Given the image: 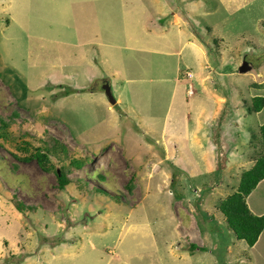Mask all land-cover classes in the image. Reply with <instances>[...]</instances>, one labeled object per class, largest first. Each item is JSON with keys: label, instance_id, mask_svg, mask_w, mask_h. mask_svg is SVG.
Here are the masks:
<instances>
[{"label": "rangeland", "instance_id": "rangeland-1", "mask_svg": "<svg viewBox=\"0 0 264 264\" xmlns=\"http://www.w3.org/2000/svg\"><path fill=\"white\" fill-rule=\"evenodd\" d=\"M180 60L202 115L171 101ZM257 96L264 0H0V188L30 207L0 198V264H237L243 242L216 206L249 164L242 136L264 124ZM54 141L89 158L65 167L64 189L20 159ZM246 202L264 214V181Z\"/></svg>", "mask_w": 264, "mask_h": 264}, {"label": "trees", "instance_id": "trees-1", "mask_svg": "<svg viewBox=\"0 0 264 264\" xmlns=\"http://www.w3.org/2000/svg\"><path fill=\"white\" fill-rule=\"evenodd\" d=\"M263 103L264 99L260 96L254 99L252 106L254 109H260ZM248 111L254 112L255 110L250 111L248 108ZM1 127L0 125V146L2 147ZM245 140L247 142L245 147L248 146L250 150L249 164L240 168L238 181L234 187H230L229 178L226 179L225 185L231 192L218 202L216 211L225 218V227L233 233L235 239L242 240L248 247H252L264 230V214L254 215L247 205L246 198L257 184L264 179V125L258 128L257 133L250 134ZM11 152L15 154L14 150ZM20 159H35L41 168L54 174L60 188L64 189L65 184L69 181L65 176V167L78 168L88 162L86 159L89 158H81L78 151L68 152L67 147L61 142L54 141L52 144L46 143L28 147L26 153ZM0 198L8 204H13L18 212L30 208L24 207L16 198H5L1 188ZM190 245L193 247L194 243H190ZM191 249H195V247Z\"/></svg>", "mask_w": 264, "mask_h": 264}, {"label": "crops", "instance_id": "crops-1", "mask_svg": "<svg viewBox=\"0 0 264 264\" xmlns=\"http://www.w3.org/2000/svg\"><path fill=\"white\" fill-rule=\"evenodd\" d=\"M153 10V8H152ZM92 45V44H91ZM97 45V48L98 47H101L100 44L96 43ZM105 46H109L111 47L108 43H105L104 44ZM134 52H139V46H136L134 49H133ZM185 49L184 47L178 49L175 54H177V56H180L182 57L183 56V53H184ZM156 52V51H155ZM87 56L89 57V55H87L86 53H83L82 56L80 57V60L82 61L81 62V67L83 66V63L86 61L87 59ZM181 61V60H180ZM94 64L92 65L93 68H98L99 67V64L100 65H103L102 68L106 70V68L108 69L107 66L109 65H105V63H102V62H99V64H97L96 62H93ZM181 63L183 64V66L181 65H176L175 67V72H174V75L171 76V79H170V95H171V101L174 102V103H178L176 106L178 107L177 108V111L181 112V115L183 113H186L188 111V107L190 108L191 105L193 104H196V106L200 105L199 108L195 109L194 111L198 112L200 115H202L203 113V110H204V107H203V104H201V102H198L197 100H195L194 98L192 97H195V89H194V94L192 96L189 95L188 91L192 89V85L195 83V80H197L196 77L197 76V72H194L193 70H191V68L189 67L188 64L186 63H183L181 61ZM79 64H75V67L76 69L80 68L78 66ZM96 65V66H95ZM106 68H105V67ZM182 68L184 69V73L183 75H181V71H182ZM75 69V70H76ZM190 70V71H189ZM115 75L117 74L116 72L114 73ZM113 74V75H114ZM187 74H191V78H188L187 77ZM103 75V74H102ZM112 75V76H113ZM105 76V75H103ZM111 76V77H112ZM108 78V80L111 82L112 80L109 79L108 76H106ZM104 79V78H103ZM92 80V77L89 81ZM172 80V81H171ZM208 88V87H207ZM209 90L211 91H215L213 90L212 86H210V88H208ZM94 90V88H93ZM193 90V89H192ZM227 90V89H226ZM226 90H216V92H219L222 96H228V93ZM123 93V96L124 94L126 95L127 92H122ZM220 95H217L215 96L216 99H219L221 97H219ZM174 97H176L175 99H173ZM257 97H260V96H257ZM150 99V97H148ZM154 97L151 98V100H154L153 99ZM223 98V97H222ZM149 104V100L145 101ZM157 102V99L154 100V103ZM169 102H170V98H169ZM126 103V102H125ZM171 104V103H170ZM239 105V104H237ZM252 106V104L250 105ZM237 107V106H236ZM125 110L126 109V106H125ZM125 112V111H124ZM242 114V113H241ZM260 115V114H259ZM183 117V116H182ZM143 117H140V122L142 123L143 122ZM134 120L136 121L135 117H134ZM184 119H179L178 121H175L174 124H176L177 122H181L183 121ZM260 121H261V118H260ZM180 124L178 125L180 127ZM261 125H264V124H261ZM261 125H258V128L261 126ZM147 126V125H146ZM134 129H139L136 125H133L132 126ZM172 128V127H171ZM258 128L256 127V131L251 133V134H254V133H257L258 131ZM173 129V128H172ZM174 130V129H173ZM177 131V130H175ZM250 135H245V136H242L243 139H246L247 137H249ZM169 139V137H166L164 136L163 137V142H166L167 140ZM240 143H241V138H240ZM243 145V143H242ZM237 150V149H236ZM167 161V160H166ZM243 166H245L243 163H242ZM214 170V169H213ZM213 170H211L210 168L208 170H206L204 172L202 176V179H205L204 181H202V184L204 185L205 183L208 182L209 180V186L210 188H212V185H213V179L207 177L208 175H213ZM240 171V170H239ZM212 181V182H210ZM264 181L261 180L256 187L260 186L262 184V182ZM220 184H223V181L220 183ZM216 187V185L214 186ZM213 187V188H214ZM255 187V188H256ZM253 191V190H252ZM251 191V193H252ZM250 193V194H251ZM249 194V195H250ZM248 197V196H247ZM255 215V214H254ZM263 215V214H261ZM257 216H260V215H257ZM187 218L185 219V221L187 222ZM187 227L189 226V228L193 229L192 228V224L191 222H189V224L186 225ZM264 236V230L261 232L258 240L256 241V243L252 246V247H248L244 241L242 240H239V241H242V245H241V248L244 249L245 251V254H243L242 256H238V262L237 264H264V239L262 238ZM201 241V240H200ZM202 242V241H201ZM203 243V242H202ZM248 249V250H247ZM247 253V255H246Z\"/></svg>", "mask_w": 264, "mask_h": 264}, {"label": "water", "instance_id": "water-1", "mask_svg": "<svg viewBox=\"0 0 264 264\" xmlns=\"http://www.w3.org/2000/svg\"><path fill=\"white\" fill-rule=\"evenodd\" d=\"M243 66V67H242ZM240 68H239V72L242 73V72H246L247 68L249 67V65L244 62L243 65H242ZM246 68V69H245ZM241 69V70H240ZM102 90H104V94L106 96V98L108 99V101L110 102H115L113 96L111 95V92H110V87L109 85L107 84H104V87L102 86Z\"/></svg>", "mask_w": 264, "mask_h": 264}, {"label": "clouds", "instance_id": "clouds-1", "mask_svg": "<svg viewBox=\"0 0 264 264\" xmlns=\"http://www.w3.org/2000/svg\"><path fill=\"white\" fill-rule=\"evenodd\" d=\"M238 73H240V72H239V67H238ZM187 77H188V78H191V76H188V75H187ZM105 83H106L107 85H109V83H107V82H105ZM188 93H189L190 96H192V95L194 94V90L191 89V90L188 91ZM103 95L105 96L104 93H103ZM113 98H114V97H113ZM114 100H115V102L117 101L115 98H114Z\"/></svg>", "mask_w": 264, "mask_h": 264}, {"label": "built area", "instance_id": "built-area-1", "mask_svg": "<svg viewBox=\"0 0 264 264\" xmlns=\"http://www.w3.org/2000/svg\"><path fill=\"white\" fill-rule=\"evenodd\" d=\"M188 76H191V74H187Z\"/></svg>", "mask_w": 264, "mask_h": 264}, {"label": "flooded vegetation", "instance_id": "flooded-vegetation-1", "mask_svg": "<svg viewBox=\"0 0 264 264\" xmlns=\"http://www.w3.org/2000/svg\"><path fill=\"white\" fill-rule=\"evenodd\" d=\"M108 83V82H107Z\"/></svg>", "mask_w": 264, "mask_h": 264}]
</instances>
